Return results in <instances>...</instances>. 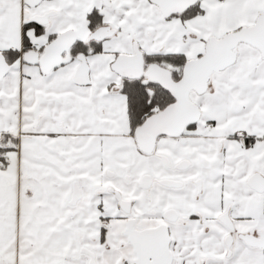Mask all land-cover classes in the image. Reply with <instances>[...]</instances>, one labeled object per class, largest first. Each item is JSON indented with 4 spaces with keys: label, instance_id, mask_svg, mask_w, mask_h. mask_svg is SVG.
Segmentation results:
<instances>
[{
    "label": "snow or ice",
    "instance_id": "obj_1",
    "mask_svg": "<svg viewBox=\"0 0 264 264\" xmlns=\"http://www.w3.org/2000/svg\"><path fill=\"white\" fill-rule=\"evenodd\" d=\"M0 264H264V0H0Z\"/></svg>",
    "mask_w": 264,
    "mask_h": 264
}]
</instances>
